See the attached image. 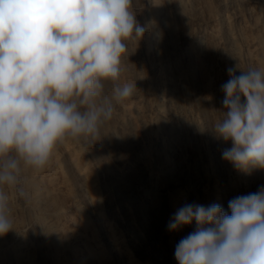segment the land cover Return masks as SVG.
<instances>
[{
	"label": "rangeland",
	"instance_id": "obj_1",
	"mask_svg": "<svg viewBox=\"0 0 264 264\" xmlns=\"http://www.w3.org/2000/svg\"><path fill=\"white\" fill-rule=\"evenodd\" d=\"M132 7L146 31L129 43L119 83L135 84L133 96L116 105L96 141L69 138L44 171L28 173L50 204L13 199L15 228L0 235V264H101L100 254L106 264H178L175 247L195 229L168 230L179 208L215 203L230 214L231 199L264 186V170L239 171L222 158L231 143L211 130L228 68L239 75L264 58V0ZM50 232L67 240L59 251ZM158 244L166 254L153 250Z\"/></svg>",
	"mask_w": 264,
	"mask_h": 264
},
{
	"label": "clouds",
	"instance_id": "obj_2",
	"mask_svg": "<svg viewBox=\"0 0 264 264\" xmlns=\"http://www.w3.org/2000/svg\"><path fill=\"white\" fill-rule=\"evenodd\" d=\"M145 31L132 0H0V235L15 228L13 199L32 198L28 173L44 171L69 138L96 141L133 96L135 84L119 83L122 58ZM238 70H227L211 130L231 143L222 158L234 168L264 170V68ZM228 208L173 214L169 231L195 224L175 247L178 264H264V186Z\"/></svg>",
	"mask_w": 264,
	"mask_h": 264
},
{
	"label": "bare ground",
	"instance_id": "obj_3",
	"mask_svg": "<svg viewBox=\"0 0 264 264\" xmlns=\"http://www.w3.org/2000/svg\"><path fill=\"white\" fill-rule=\"evenodd\" d=\"M208 45V44H207ZM210 45V44H209ZM256 59V58H255ZM256 64H257V66L258 67H260V68H264V58H260V59H257L256 60ZM76 152V154H77V156H78V158L80 157V153H79V151H75ZM77 158V159H78ZM86 169V172L90 175V177L91 178H94V176H93V174H91V170L89 169V168H85ZM32 176H33V178H31L30 179V188L32 189L31 191L33 192V195H32V200L34 201V202H36V203H41V204H44V202H46V204H50V200H49V197H48V194H46L45 192H43V191H39V187H38V185H37V182H36V179H35V176L33 175V174H31ZM173 184V183H172ZM175 185H173V187H174ZM166 187L163 185L162 186V191H166ZM126 191V190H125ZM136 191H137V189H136ZM128 193V192H127ZM138 193H140V192H138ZM129 194L131 195V193H130V191H129ZM137 194V193H136ZM135 194V195H136ZM134 195V194H133ZM132 196V195H131ZM139 196H141V195H139ZM129 197V196H128ZM97 198V197H96ZM139 198V197H138ZM169 198V197H168ZM98 199V198H97ZM97 202V201H96ZM138 202V201H137ZM152 212L153 213H159L160 214V209L158 208V209H156V208H153V210H152ZM158 214V215H159ZM164 216V215H163ZM43 224V223H42ZM166 229V228H165ZM164 230V229H163ZM63 232H66L65 230H63ZM59 235L60 234H58L57 235V233L55 234H53L52 232H50V236H49V244L50 245H52L53 247H55V249H57V251H59L58 249H62L65 245H66V243H67V240H66V238H62V237H59ZM152 237L153 238H156L155 237V235L153 236L152 235ZM70 239V238H69ZM119 239V238H118ZM117 239V240H118ZM142 248V247H141ZM154 249L153 250H155V252L156 253H158V254H166V251H165V249H164V247L163 246H161L160 244H158V245H155L154 247H153ZM147 250V249H146ZM74 252H75V250H73ZM143 251V250H142ZM146 252V251H145ZM148 252V251H147ZM96 257H98L97 259H99V261H100V263L101 264H106L107 263V261L109 260V258L105 255V254H100L99 256H96ZM34 258V257H33ZM95 259V258H94ZM132 259V258H131ZM132 264H138V263H136V261H134L133 259H132V262H131ZM76 264H82V263H80V262H78V263H76Z\"/></svg>",
	"mask_w": 264,
	"mask_h": 264
}]
</instances>
